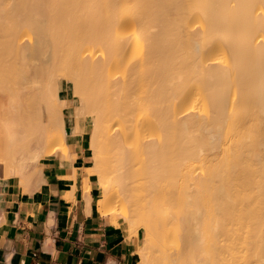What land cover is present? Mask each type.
Here are the masks:
<instances>
[{
  "label": "bare ground",
  "instance_id": "bare-ground-1",
  "mask_svg": "<svg viewBox=\"0 0 264 264\" xmlns=\"http://www.w3.org/2000/svg\"><path fill=\"white\" fill-rule=\"evenodd\" d=\"M69 120L138 264H264V0H0L4 172Z\"/></svg>",
  "mask_w": 264,
  "mask_h": 264
},
{
  "label": "crops",
  "instance_id": "crops-1",
  "mask_svg": "<svg viewBox=\"0 0 264 264\" xmlns=\"http://www.w3.org/2000/svg\"><path fill=\"white\" fill-rule=\"evenodd\" d=\"M87 128L67 124L66 158L54 154L24 183H2L0 264H138L134 241L99 210Z\"/></svg>",
  "mask_w": 264,
  "mask_h": 264
},
{
  "label": "rangeland",
  "instance_id": "rangeland-1",
  "mask_svg": "<svg viewBox=\"0 0 264 264\" xmlns=\"http://www.w3.org/2000/svg\"><path fill=\"white\" fill-rule=\"evenodd\" d=\"M154 30L155 29H152V31H154ZM70 123H72V122L69 120L67 124H70ZM86 124L88 125V128L87 129H88L89 134H90V132L92 131V125L89 124V123H86ZM35 141H32V144L35 145V148L31 144V146H30V150L31 151L29 150L28 152H26L24 154H19L18 159L20 161H18V160L17 161L20 162L22 165L20 164L19 166H21V167H19V166L17 167L16 166V163H15L14 164V171L16 170L15 172L14 171H12L10 173L4 172L5 171L4 170L5 169V167H4L5 165L3 163L1 164V166H0L1 167L0 168V172H3V173L0 174V186L2 185L3 182H6L7 181V180L6 181L3 180L4 178H10L12 176H19V174H17L18 172L20 173V176H19L20 178H21V176H23L21 178V180L23 181L22 183H24L26 181L25 179L28 180L33 175H35V173H37L39 171V169L41 168V166H40L41 160L43 162V160L45 159L44 155L42 157L39 154L40 153L41 154H44L43 153L44 152L43 151V148L45 149V147H44L45 143L43 141L44 144L43 143L42 144L40 143L41 147H39V143L37 144V142H35ZM42 146H43V148H42ZM36 148H38V149L40 148V150H37ZM34 149L37 150V153L39 152V154H38L39 156H37V153H36V151ZM89 151H90V154H91V150L90 149H89ZM114 222H115L116 225L118 224L115 218H114Z\"/></svg>",
  "mask_w": 264,
  "mask_h": 264
}]
</instances>
